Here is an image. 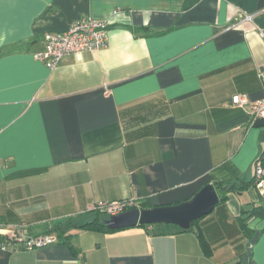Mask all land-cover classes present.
I'll list each match as a JSON object with an SVG mask.
<instances>
[{"label": "crops", "instance_id": "1", "mask_svg": "<svg viewBox=\"0 0 264 264\" xmlns=\"http://www.w3.org/2000/svg\"><path fill=\"white\" fill-rule=\"evenodd\" d=\"M114 9L106 47L54 68L37 57L47 32ZM237 93L264 97V0H0V233L44 234L100 200L152 207L249 182L188 229L74 228L68 243L0 248V264H264V118Z\"/></svg>", "mask_w": 264, "mask_h": 264}, {"label": "built area", "instance_id": "2", "mask_svg": "<svg viewBox=\"0 0 264 264\" xmlns=\"http://www.w3.org/2000/svg\"><path fill=\"white\" fill-rule=\"evenodd\" d=\"M121 14L119 9H114L107 18L83 15L73 20L65 31L47 32L44 37L45 47L37 54V57L49 68H54L68 55L106 47L110 27L118 21ZM246 20H250V16L246 17ZM231 101L233 105L247 111L253 119L264 118V97L251 101L246 94L237 93L232 96ZM255 179V186L264 201V165L261 158L255 163ZM133 208H141V204L136 198L129 197L114 201H96L88 205L86 210H101L110 217ZM21 230V228H9L6 232L17 234V241H22L25 248L30 249L58 243V237L54 233L29 235L22 230L23 235H19ZM16 243L14 245H17ZM11 244H3L2 248L6 249Z\"/></svg>", "mask_w": 264, "mask_h": 264}, {"label": "water", "instance_id": "3", "mask_svg": "<svg viewBox=\"0 0 264 264\" xmlns=\"http://www.w3.org/2000/svg\"><path fill=\"white\" fill-rule=\"evenodd\" d=\"M220 197L213 183H208L191 198L174 204L133 208L106 219L109 228L119 229L140 224L174 223L188 229L192 223L210 214Z\"/></svg>", "mask_w": 264, "mask_h": 264}, {"label": "trees", "instance_id": "4", "mask_svg": "<svg viewBox=\"0 0 264 264\" xmlns=\"http://www.w3.org/2000/svg\"><path fill=\"white\" fill-rule=\"evenodd\" d=\"M261 160H262L263 165H264V159L261 158ZM253 184L254 185L256 184L255 177L253 180ZM214 185H215L216 190L219 192L220 202H222V201H226L229 192L241 191L242 189L248 187L249 182H245V181H239V182L238 181H227V182L216 181L214 183ZM258 210L260 212H264V206H260ZM84 215L89 216V218L84 219L85 218V217H83ZM108 218H109V216H107V214L105 212H102L101 210H93V211H87L86 210L85 214H81V215L76 216V217H71L67 221L61 222V223L55 225L54 227H51L46 233L56 234L58 237L59 243L60 242L68 243L67 238H69L71 236L70 231L74 228H76V229H88V230H92V231H99V232H105V233L115 232V231L124 229V228H119V229L109 228L108 225L106 224V221H105ZM200 220H201V218L196 219L192 223V225L195 223H198ZM140 225H148V224H140ZM203 235L204 234L200 231V238H201L202 246L205 250V253L207 255H211L212 250L210 248L208 241L206 240V238ZM11 243H16V239H14L10 235L0 233V248H2L3 244H11ZM235 264H242V262L237 261Z\"/></svg>", "mask_w": 264, "mask_h": 264}, {"label": "rangeland", "instance_id": "5", "mask_svg": "<svg viewBox=\"0 0 264 264\" xmlns=\"http://www.w3.org/2000/svg\"><path fill=\"white\" fill-rule=\"evenodd\" d=\"M108 216V215H107ZM1 227V226H0ZM6 227V226H5Z\"/></svg>", "mask_w": 264, "mask_h": 264}]
</instances>
